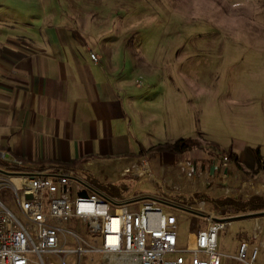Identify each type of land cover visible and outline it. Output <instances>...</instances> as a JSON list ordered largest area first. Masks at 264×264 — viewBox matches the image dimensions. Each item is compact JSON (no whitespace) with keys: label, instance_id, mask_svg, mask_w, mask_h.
Instances as JSON below:
<instances>
[{"label":"rangeland","instance_id":"rangeland-1","mask_svg":"<svg viewBox=\"0 0 264 264\" xmlns=\"http://www.w3.org/2000/svg\"><path fill=\"white\" fill-rule=\"evenodd\" d=\"M62 15L76 21L70 24L84 38L89 57L106 51L105 56L121 66L124 80L133 87H127L129 94L151 117L152 141L198 139L199 148L182 155L190 161L227 149L231 143L260 147L264 154V0H0V20L7 21L0 23V33L33 31L27 20L37 26L43 18ZM170 106L171 116L176 117L174 127L167 124ZM248 150L241 155L245 165L256 160L254 150ZM239 162L230 158L228 168L245 175L231 180V187L218 179L220 186L213 197L225 194L243 202L264 196V183ZM115 166L109 168L115 170ZM115 171L118 175L113 172L108 181L119 183L120 170ZM229 176L228 172L227 182ZM126 181L136 191H152L145 179ZM236 190H240L237 197ZM4 192L1 200L23 219L11 191ZM189 193L199 194L190 190L179 194ZM215 210L234 216L264 211ZM180 222L184 242L192 223L187 216ZM252 226L253 220L242 219L220 231L218 250L223 260L231 261L237 255L236 233L250 231ZM64 228L91 238L82 233L76 218ZM76 246L75 238L68 236L65 249ZM29 256L31 264H40L36 254ZM62 256L66 264H78L76 254ZM50 257L60 262L59 256ZM80 264L106 263L99 254H85Z\"/></svg>","mask_w":264,"mask_h":264},{"label":"crops","instance_id":"crops-1","mask_svg":"<svg viewBox=\"0 0 264 264\" xmlns=\"http://www.w3.org/2000/svg\"><path fill=\"white\" fill-rule=\"evenodd\" d=\"M27 21L33 31L0 33V149L8 153L9 159L24 162L18 170L29 173L50 167L61 168L59 164L80 160V169L74 172L83 179H86L84 170L102 182L113 183L108 178L114 173L118 175L117 168L120 170L121 182L114 184H127L125 196L110 195L104 188L92 185L109 196H138L145 201L157 194L155 186L161 184L159 188L162 187L169 200L191 206L205 200L207 209H217L208 200L198 197L203 194L218 199L212 196L220 186L216 175L212 177V167L221 161L220 151L201 155L199 160L194 158L196 173L193 177L184 174L177 164L183 160L182 155L192 150L176 154L153 149L157 143L151 139V117L143 112L144 107H138V99L129 94L127 87L133 88L129 86L131 82L124 80L121 66L108 59L106 51L97 59L88 56L84 38L70 24L76 22L73 18L64 15L46 17L37 26L32 20ZM6 22L0 20V23ZM19 22L15 23L19 25ZM171 113L170 106L167 124L174 127L176 117ZM229 147L237 152L245 171L256 169L257 158L254 164L245 165L241 157L245 149L256 147L242 144L238 147L234 143L226 148ZM145 163L154 175L153 181L146 173L132 175L128 171ZM111 164L116 165L115 170L109 168ZM3 166L0 161V168ZM228 169H231L228 170L229 180L223 184L231 187V180L242 179L245 174L232 167ZM254 174L255 179L264 183V170ZM134 179H145L152 191H136L126 183V180ZM6 190L1 191L0 196ZM189 190L199 194L186 195ZM180 191L186 194H179ZM222 195H218L219 198L230 197ZM169 203L166 201L167 205ZM246 219L253 220L251 230L237 232L235 237L238 250L242 242H247L251 252L264 239V215ZM257 224L261 232L255 236ZM222 264L246 263L234 257L231 261L222 259ZM255 264H264V247Z\"/></svg>","mask_w":264,"mask_h":264},{"label":"built area","instance_id":"built-area-1","mask_svg":"<svg viewBox=\"0 0 264 264\" xmlns=\"http://www.w3.org/2000/svg\"><path fill=\"white\" fill-rule=\"evenodd\" d=\"M91 56L97 59L95 54ZM0 161L2 169L11 172H0V192L11 190L23 217L0 198V264H31L29 254H36L40 264H66L62 254L68 253L78 256V264L85 254H99L106 264H222L218 237L234 215L207 209L205 200L196 206L169 200L158 186L157 194L145 201L138 196L116 198L97 191L72 169L50 167L27 173L18 170L24 166L22 160L9 159L1 149ZM229 161L230 157L223 155L212 177L227 182ZM177 167L190 177L196 173L195 163L187 159ZM128 171L132 175L146 173L154 180L146 163ZM82 190L87 191L86 196L79 195ZM234 193L237 197L240 190ZM185 216L192 224L183 242L180 220ZM74 218L90 240L77 230L64 228ZM255 232V236L260 234L259 224ZM68 236L77 242L72 250L65 249ZM262 247L264 239L251 252L249 244L242 242L235 257L255 264ZM51 255L59 256L60 262H54Z\"/></svg>","mask_w":264,"mask_h":264},{"label":"trees","instance_id":"trees-1","mask_svg":"<svg viewBox=\"0 0 264 264\" xmlns=\"http://www.w3.org/2000/svg\"><path fill=\"white\" fill-rule=\"evenodd\" d=\"M200 145V141L194 137H180L174 141H166L157 143L153 149L156 151H168L176 154H182L187 151H190ZM254 152L257 158V167L255 170L252 171V173H257L259 171L264 170V155L261 153L260 147L254 148ZM221 155H224L226 153L229 154V157L233 159L237 164L240 165L239 162V156L237 152L233 150L232 147H229L226 150H220ZM79 163L80 160H73L67 163L59 164L58 166L61 168H67V169H73L76 171H79ZM86 179L89 181L91 185L100 186L104 188L110 195H116V196H125L124 190L127 188V184H114V183H106L100 181L98 178L88 174L86 171H84ZM198 199H206L209 202L213 204V206L217 209H226L230 210L233 209L236 212L241 211H250V210H260L264 209V196H252L246 201H236L233 198L230 197H223L218 199H212L208 196H205L201 194Z\"/></svg>","mask_w":264,"mask_h":264},{"label":"water","instance_id":"water-1","mask_svg":"<svg viewBox=\"0 0 264 264\" xmlns=\"http://www.w3.org/2000/svg\"><path fill=\"white\" fill-rule=\"evenodd\" d=\"M216 165L214 164L213 167H212V171L214 172V169H215ZM0 172H3V173H11V172H7L6 170H3L0 168ZM79 195H82V196H86L87 195V191L86 190H82L79 192ZM27 197H31V195H28ZM261 215H264V211H261V212H249V213H245V214H240V215H237V216H233L231 219L234 221V220H239V219H246V218H256V217H259Z\"/></svg>","mask_w":264,"mask_h":264},{"label":"bare ground","instance_id":"bare-ground-1","mask_svg":"<svg viewBox=\"0 0 264 264\" xmlns=\"http://www.w3.org/2000/svg\"><path fill=\"white\" fill-rule=\"evenodd\" d=\"M16 181H17V182H19V180H18V179H17Z\"/></svg>","mask_w":264,"mask_h":264}]
</instances>
